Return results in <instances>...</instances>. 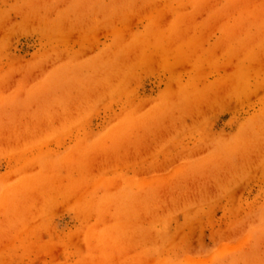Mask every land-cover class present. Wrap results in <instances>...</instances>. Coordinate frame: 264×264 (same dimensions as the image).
<instances>
[{
    "label": "rangeland",
    "instance_id": "obj_1",
    "mask_svg": "<svg viewBox=\"0 0 264 264\" xmlns=\"http://www.w3.org/2000/svg\"><path fill=\"white\" fill-rule=\"evenodd\" d=\"M0 264H264V0H0Z\"/></svg>",
    "mask_w": 264,
    "mask_h": 264
}]
</instances>
